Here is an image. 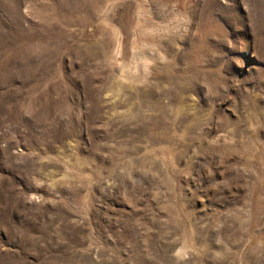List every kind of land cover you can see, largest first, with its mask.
<instances>
[{
  "label": "rangeland",
  "instance_id": "374dc122",
  "mask_svg": "<svg viewBox=\"0 0 264 264\" xmlns=\"http://www.w3.org/2000/svg\"><path fill=\"white\" fill-rule=\"evenodd\" d=\"M0 264H264V0H0Z\"/></svg>",
  "mask_w": 264,
  "mask_h": 264
}]
</instances>
